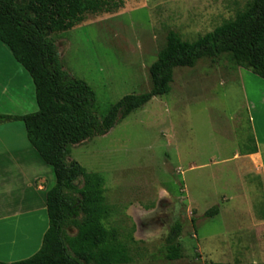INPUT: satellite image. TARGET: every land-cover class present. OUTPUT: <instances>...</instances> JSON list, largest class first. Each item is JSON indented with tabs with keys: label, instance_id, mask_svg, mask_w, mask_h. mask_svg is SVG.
Instances as JSON below:
<instances>
[{
	"label": "rangeland",
	"instance_id": "374dc122",
	"mask_svg": "<svg viewBox=\"0 0 264 264\" xmlns=\"http://www.w3.org/2000/svg\"><path fill=\"white\" fill-rule=\"evenodd\" d=\"M121 1L116 12L88 15L53 35L64 69L93 89L100 116L124 96L150 90L149 68L170 31L193 42L250 0ZM234 68L226 55L176 68L169 93L70 147L68 161L86 169L81 187L103 188L112 213L102 225L128 246L129 264H264V195L235 158L252 142L242 90L226 78ZM216 207L218 214L205 215ZM41 218L30 251L48 228L47 212ZM176 221L182 258L168 260L165 240Z\"/></svg>",
	"mask_w": 264,
	"mask_h": 264
},
{
	"label": "trees",
	"instance_id": "16d2710c",
	"mask_svg": "<svg viewBox=\"0 0 264 264\" xmlns=\"http://www.w3.org/2000/svg\"><path fill=\"white\" fill-rule=\"evenodd\" d=\"M121 5V0H0V41L31 76L38 106L35 113L23 116L0 115V123L22 121L28 141L55 177L46 193L48 228L39 250L11 264L131 263L128 246L117 234H107L102 225L112 213L103 188L81 187L86 169L68 161L70 147L108 133L153 97L169 93L176 68L194 67L203 59L215 62L226 55L234 66L264 80V0H250L233 20L193 42L170 31L149 68L150 90L124 96L100 116L93 89L64 69L53 35L73 29L88 15L116 12ZM218 213L216 207L205 215ZM73 229L75 237L68 233ZM182 229L179 221L169 229L168 260L182 258L178 241Z\"/></svg>",
	"mask_w": 264,
	"mask_h": 264
},
{
	"label": "crops",
	"instance_id": "0c3cea01",
	"mask_svg": "<svg viewBox=\"0 0 264 264\" xmlns=\"http://www.w3.org/2000/svg\"><path fill=\"white\" fill-rule=\"evenodd\" d=\"M226 78L242 90V108L251 130L252 146L235 153V158L244 178L264 195V80L240 67L231 69ZM37 109L31 76L0 41V115L23 116ZM54 184L53 171L28 141L24 123H0L1 262L11 264L37 252L30 251L35 221L47 212L46 193Z\"/></svg>",
	"mask_w": 264,
	"mask_h": 264
}]
</instances>
